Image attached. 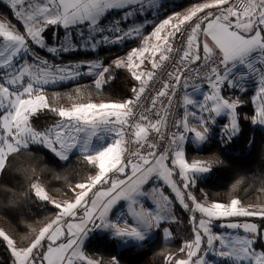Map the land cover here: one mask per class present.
<instances>
[{
    "label": "snow or ice",
    "instance_id": "1",
    "mask_svg": "<svg viewBox=\"0 0 264 264\" xmlns=\"http://www.w3.org/2000/svg\"><path fill=\"white\" fill-rule=\"evenodd\" d=\"M7 4L16 23L0 21V176L19 171L30 182L22 197L0 184V196L17 210L28 200L51 210L38 226L22 220L27 230L19 240L0 228L9 254L0 264H120L87 251L93 235L142 247L162 230L171 241L164 225L178 222L177 206L190 214L192 235L179 247L182 255L169 252L164 264H264V204L198 198L197 183L223 161L186 157L187 144L199 154L210 141L218 118H226L217 137L222 146L239 137L242 120L264 127V0H199L159 22L149 17L158 18L168 0ZM130 40L139 44L110 62H57ZM118 70L134 81L120 100L94 101L91 92L85 99L78 86L64 106L61 93L49 91L89 76L100 93ZM250 85L254 93L245 101ZM246 103L254 110L242 116ZM48 116L54 122L38 127ZM37 146L61 162L76 155L88 174L75 182L63 177L67 189L57 199L35 167L14 164Z\"/></svg>",
    "mask_w": 264,
    "mask_h": 264
},
{
    "label": "trees",
    "instance_id": "2",
    "mask_svg": "<svg viewBox=\"0 0 264 264\" xmlns=\"http://www.w3.org/2000/svg\"><path fill=\"white\" fill-rule=\"evenodd\" d=\"M197 2L199 0L180 1L169 7L166 14H170L172 10L182 11ZM0 14L7 18L8 21L16 23L9 6L2 0H0ZM17 26L20 27L19 25ZM138 44L139 41H132L123 48H102L96 53L78 52L62 57L60 61L67 63L108 57L113 60L122 54L125 55L128 50ZM111 60H105V62H110ZM115 76L116 78L107 84L100 93L96 92L93 83L86 78L67 86L49 89V91L61 93L63 98L58 103L64 106H69L70 101L67 100V95L74 94L78 86L83 88L85 99L88 98L87 94L91 92V99L94 101L120 100L130 94V88L134 81L123 70H118ZM251 95L252 92L248 91L243 96L244 100L250 101ZM253 110L254 106L246 103L240 109V113L242 116L246 113L250 115ZM53 122V118L48 116L41 117L40 120L36 121V124L38 127H45ZM241 126V134L231 144L222 146L218 140H213L207 147L200 150L199 154L192 146L188 148L189 155L191 153L195 157L218 158L223 161V163L217 164V168H215L210 177L197 183L193 191L198 198L203 193H207L212 200L227 201L233 196H240L246 204H264V190H262L264 189V132L251 125L247 120H242ZM250 140H253L251 144ZM14 164L16 166L35 167L36 175L40 177L41 182L47 186L49 192L56 196L57 199L61 198L67 189V182L63 177L66 176L69 181L75 182L86 176L89 171L88 166L82 160H79L76 155H73L69 162H61L52 153L38 146L33 147L31 155L25 153L24 156L14 161ZM56 175H59L61 179H56ZM239 178H243V183L234 190L232 185ZM29 182L24 173L19 171H10L8 174L0 176V184L7 185L21 197L27 190ZM5 199L6 196H0V228L14 235L17 240L27 230L26 224L21 223L22 220L26 221L27 224L36 222L38 226L39 222L48 216L51 210L50 206L40 205L31 200L22 202L19 210H17L4 206ZM175 214L178 217L177 226L184 232V237L180 239L166 242L163 239V235L159 233L154 241L142 248L129 247L119 249L116 241L109 239L108 235H97L90 239L87 251L90 254L103 256L105 260H110L111 257L115 256L120 261V264H164V255L167 253L182 255L178 252V249L182 242L190 239L192 235L189 222L190 214L178 206L175 209ZM252 219L253 222H260L258 218ZM8 255L4 245L0 244V260L6 262ZM130 255H134L132 260Z\"/></svg>",
    "mask_w": 264,
    "mask_h": 264
},
{
    "label": "rangeland",
    "instance_id": "3",
    "mask_svg": "<svg viewBox=\"0 0 264 264\" xmlns=\"http://www.w3.org/2000/svg\"><path fill=\"white\" fill-rule=\"evenodd\" d=\"M2 1H4V2L7 4L6 0H2ZM7 5H8V4H7ZM168 10H169V7H167L166 10L162 11L161 14H160V16H159L158 18H157V17H149V19H152V20H154L155 22H159V19H163V18L167 15L166 13H167ZM0 21H8V19L5 18L4 16H2V15L0 14ZM146 31H147V32H151V31H152V24H151V23L147 26ZM129 42H132V41L130 40V41L126 42V43L124 44V46H122V47H120V46H114V47H101L100 49H102V48H103V49L123 48V47H125V45H126L127 43H129ZM100 49H99V50H100ZM99 50H98V51H99ZM78 52H85V51H78ZM78 52L69 53V54H66L65 56H67V55H71V54H75V53H78ZM85 53H89V52H85ZM41 54H42V55H46V53H43V52H42ZM65 56H63V57H65ZM122 56H124V54H122V55H120V56H118V57H122ZM60 59H61V58H57V62H61ZM111 59H112L111 57H108V58H103V59H101V60L105 61V60H111ZM63 63H64V62H63ZM85 78L88 79V80L92 83V80H93L92 77H89V76H83V77L80 78L79 80L68 81V82H64V83H62V84H57V85L50 86L49 89L58 88V87H62V86H67V85H69V84L79 82V81H81L82 79H85ZM249 91L252 92V94H253V93H254V86H251V85H250V86H249ZM226 94H227V93H226ZM198 98H199V97H198ZM225 122H226V118H223V117H222V118H218L217 125H215V126L213 127V133H212V137H211L210 141H209L206 145H204L202 149H204L205 147H207V146L210 144L211 141H213V140H218L217 137H218V134H219L220 125L223 124V123H225ZM255 127L259 128L261 131L264 132V127H260V126H255ZM190 146H192L190 143L186 145V157H187V159H189V160H192V159H204V160H208V159H217V158H203V157H199V156H196V157H195V156H193V154H191V153H190V155H189L188 148H189ZM202 149H201V150H202ZM189 156H191V157L189 158ZM215 168H217V165H215V166L213 167V170H212L209 174H207L206 178H208V177L211 176V174L213 173V171L215 170ZM206 178H204V179H206ZM204 179H202V180H204ZM200 181H201V180H200ZM169 191H170V190H169ZM51 195H52V194H51ZM53 196H54V195H53ZM54 197H55V196H54ZM244 204H246V203H244ZM246 205H248V204H246ZM164 227H169L170 230L173 232V236H174V238H173L172 240H174V239H180V238L184 237V232L181 231V230L179 229V227L177 226V223L166 224V225H164ZM214 230L217 231V232L225 231V229H221V228H219V227H216ZM156 233H158V232L156 231ZM103 234H104V233L97 232V233H95L93 236L103 235ZM156 236H157V234L155 235L154 238L147 240V241L143 244L142 247H144L145 244H147V243H151L152 241H154L155 238H156ZM153 239H154V240H153ZM172 240H171V241H172ZM116 243H117L119 249H126V248H129V247H132V246L135 247V248H142V247H138V246L133 245V244H129V245H127V246H122V245L119 244L118 241H116ZM133 258H134V255H130V259L132 260ZM209 259H215V258L210 256Z\"/></svg>",
    "mask_w": 264,
    "mask_h": 264
},
{
    "label": "crops",
    "instance_id": "4",
    "mask_svg": "<svg viewBox=\"0 0 264 264\" xmlns=\"http://www.w3.org/2000/svg\"><path fill=\"white\" fill-rule=\"evenodd\" d=\"M180 1H185V0H168V7H171V6H173L174 4H176V3H178V2H180ZM4 2V1H3ZM6 2H7V0H6ZM5 3V2H4ZM6 4V3H5ZM9 6V5H8ZM113 15H118L117 13H113ZM51 194V193H50ZM53 195V194H52ZM56 197V196H55ZM146 206H147V202H146ZM129 220H130V218H129ZM130 222H131V220H130ZM158 233H156V231L151 235V237H150V239H152V238H154L155 237V235L157 234V236L159 235V233H161L162 234V230H159V231H157ZM103 235H107L106 233H104ZM156 236V237H157ZM156 239V238H155ZM149 240V239H148ZM154 240V239H153ZM146 242V241H145ZM144 242V243H145ZM148 244V243H147ZM133 245H135V244H133ZM146 245V244H145ZM144 245V246H145ZM133 247V246H132Z\"/></svg>",
    "mask_w": 264,
    "mask_h": 264
},
{
    "label": "built area",
    "instance_id": "5",
    "mask_svg": "<svg viewBox=\"0 0 264 264\" xmlns=\"http://www.w3.org/2000/svg\"><path fill=\"white\" fill-rule=\"evenodd\" d=\"M178 115H179V112H178Z\"/></svg>",
    "mask_w": 264,
    "mask_h": 264
}]
</instances>
